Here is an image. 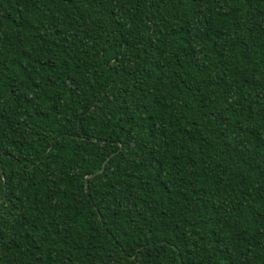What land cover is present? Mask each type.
<instances>
[{"label":"trees","instance_id":"trees-1","mask_svg":"<svg viewBox=\"0 0 264 264\" xmlns=\"http://www.w3.org/2000/svg\"><path fill=\"white\" fill-rule=\"evenodd\" d=\"M0 264H264V0H0Z\"/></svg>","mask_w":264,"mask_h":264},{"label":"water","instance_id":"water-1","mask_svg":"<svg viewBox=\"0 0 264 264\" xmlns=\"http://www.w3.org/2000/svg\"><path fill=\"white\" fill-rule=\"evenodd\" d=\"M90 177H91V176H88L87 178H90ZM87 178H86V179H87ZM86 185H87V184H85V186H86Z\"/></svg>","mask_w":264,"mask_h":264}]
</instances>
